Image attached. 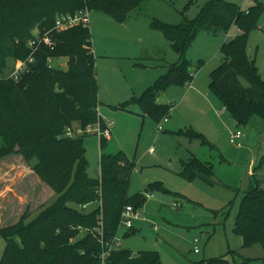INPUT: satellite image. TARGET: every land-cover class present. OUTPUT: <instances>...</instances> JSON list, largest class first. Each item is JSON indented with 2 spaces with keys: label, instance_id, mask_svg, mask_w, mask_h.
<instances>
[{
  "label": "trees",
  "instance_id": "16d2710c",
  "mask_svg": "<svg viewBox=\"0 0 264 264\" xmlns=\"http://www.w3.org/2000/svg\"><path fill=\"white\" fill-rule=\"evenodd\" d=\"M145 1L0 0V72H6L9 59L16 62L28 57V41L36 32L49 31L56 40L54 48L40 45L35 60L18 79L7 76L8 73L0 74V136L4 140L0 159L20 152L55 191L54 200L36 216L27 220L25 212L19 221L0 228L5 239L0 264H102V236L98 228H102L105 239L111 240L119 232L126 205L139 209L150 190L157 187L169 191L155 182L148 183L145 192L131 194L135 163L122 150L103 152L99 176H89L85 133H65L67 127L86 129L98 119L105 128L106 122L98 114L97 64L89 27L78 24L58 31L54 27L56 17L88 9L101 10L125 21L134 10L141 11ZM263 9V0H253L246 9L227 0H207L194 18L184 17L176 24L154 18L153 26L169 40L178 59L131 100L137 101L148 114L167 116L171 105L157 102V96L169 86L191 82L195 70L191 69L193 64L186 53L198 32H228L236 24L239 32L222 43L223 60L212 70L209 85L241 123L253 115L264 119V79L256 60L247 52L249 33L258 26ZM58 55L67 57L66 68L52 65L50 57ZM176 133L209 144L205 135L194 128H181ZM106 143L107 138L100 136L102 149ZM263 163L264 156L253 168L250 186L241 198L235 218L234 230L242 236V245L246 247L260 243L264 248V185L258 176ZM181 174L189 180L201 178L212 183L214 170L210 161L191 155ZM236 253L237 250H230L229 255ZM258 259L244 257L240 264H264V254ZM234 263L233 258L222 255L189 264ZM106 264L162 262L158 250L132 252L119 247L111 250Z\"/></svg>",
  "mask_w": 264,
  "mask_h": 264
},
{
  "label": "rangeland",
  "instance_id": "374dc122",
  "mask_svg": "<svg viewBox=\"0 0 264 264\" xmlns=\"http://www.w3.org/2000/svg\"><path fill=\"white\" fill-rule=\"evenodd\" d=\"M227 1L244 9L253 2ZM206 2L146 0L141 11L134 10L125 21L91 10L88 25H83L89 27L96 55L98 114L104 121H113L109 127L111 138L106 137L103 149L97 133L98 127L103 128L101 119L87 129H75L76 134L85 133L87 172L98 177L101 154L122 150L135 163L131 194L144 191L148 183L155 182L169 190H150L152 195L147 196L133 218L134 227L122 225L118 232L122 248L132 252L158 250L162 264H189L222 255L240 264L244 257L259 260L264 254L260 243L243 246L242 236L234 230L241 198L252 180L251 160L256 157L257 166L264 156V119L253 115L241 123L209 85L212 70L223 60L222 43L233 38L239 27L233 24L228 32H198L186 53L195 70L191 82L169 86L157 96V102L171 105L166 114L168 121L163 122L165 129L157 131L163 115L148 114L131 100L178 59V53L152 20L176 24L184 17L194 18ZM247 52L256 60L264 79V9L258 26L249 33ZM50 58L52 65L66 68L67 57ZM14 62L9 59L6 72L0 74L9 73ZM242 82L247 84L244 78ZM181 128L202 132L209 144L175 134ZM238 129L243 136L232 143L230 135ZM3 142L0 136V147ZM151 147L154 152H150ZM11 154L14 155L10 158L0 159V228L19 221L25 212L27 220L33 218L55 198L54 189L34 173L23 154ZM191 155L212 163V183L201 178L189 180L181 174ZM4 247L5 239L0 235V256ZM230 250H237L236 255H229Z\"/></svg>",
  "mask_w": 264,
  "mask_h": 264
},
{
  "label": "built area",
  "instance_id": "2783aa9c",
  "mask_svg": "<svg viewBox=\"0 0 264 264\" xmlns=\"http://www.w3.org/2000/svg\"><path fill=\"white\" fill-rule=\"evenodd\" d=\"M88 13L89 10L88 9H83V10H79L76 13H63V14H59L56 17L55 20V29L58 30H62V29H66V28H71L73 26H76L78 24H83V25H88ZM42 44H46L47 46L53 48L56 44L55 40L52 38V35L50 34V32H45L43 34H39L38 32L35 33V36L30 38L28 41V46L30 47L31 52L29 53L28 57L24 60L21 61H16L14 62V66L12 67V69L10 70V72L7 74V76H11L15 79H18L19 76L28 69L29 64L32 63L35 60V52L39 49L40 45ZM51 61V58L49 59ZM168 120V118L165 116L163 117L162 121L159 122L158 127H157V131H161L164 128V124L163 122H166ZM113 124L112 120H108L106 121V127L105 128H101L98 127L97 128V133L100 136H105V137H109L110 135V129L109 127ZM90 125L87 126V128ZM86 128V129H87ZM80 131L82 130L81 128H78ZM75 130L71 127H67V129L65 130V133L67 135H73L75 132ZM243 136V132L242 130L238 129L234 132L231 133L230 135V141L232 143H236L238 142V140ZM150 152H154V147L150 148ZM152 194H147V196H151ZM138 215V211L137 209H135L133 207V205L129 204L126 205V207L124 208L123 212H122V217H121V221H120V226L124 225L127 228H131L133 227V218L137 217ZM99 231L101 232V243L103 246V250L101 251L100 254V258H101V263L102 264H106V258L110 255V252L112 249H116L121 247V241H122V237L117 234L116 236H114L111 240L109 239H105L103 237L102 234V228H98ZM87 231L93 232L92 229H87ZM196 251L199 250L198 247L195 248Z\"/></svg>",
  "mask_w": 264,
  "mask_h": 264
},
{
  "label": "crops",
  "instance_id": "0c3cea01",
  "mask_svg": "<svg viewBox=\"0 0 264 264\" xmlns=\"http://www.w3.org/2000/svg\"><path fill=\"white\" fill-rule=\"evenodd\" d=\"M168 121V120H167ZM106 122V121H105ZM109 137L111 138V134L109 135ZM108 138V137H107ZM109 139V138H108ZM118 152V151H117ZM11 155H14V154H9V155H6V156H4V157H2L1 159H5L6 157L7 158H10L11 157ZM256 157H254L252 160H251V165H250V168H249V171H250V173L252 174L253 173V168H254V166H255V163H256ZM262 168V167H261ZM260 168V169H261ZM258 170V176H260L261 178H262V180H263V185H264V169H261V170ZM34 171V170H33ZM34 173H36L35 171H34ZM37 174V173H36ZM39 176V175H38ZM39 178H40V176H39ZM41 179V178H40ZM47 184V183H46ZM142 191V190H141ZM149 194H151V193H149ZM134 227V226H133Z\"/></svg>",
  "mask_w": 264,
  "mask_h": 264
}]
</instances>
